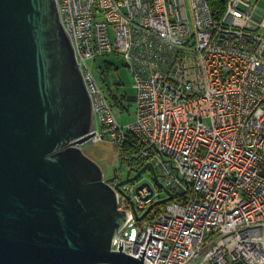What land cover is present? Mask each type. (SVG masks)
<instances>
[{"label": "built area", "instance_id": "2783aa9c", "mask_svg": "<svg viewBox=\"0 0 264 264\" xmlns=\"http://www.w3.org/2000/svg\"><path fill=\"white\" fill-rule=\"evenodd\" d=\"M55 2L90 102L87 142L114 145L128 177L142 170L117 189L102 178L126 214L110 250L122 241L137 258L151 230L161 240L143 264H264V9L226 0L213 18L207 0ZM109 55L132 81L126 126L88 66Z\"/></svg>", "mask_w": 264, "mask_h": 264}, {"label": "water", "instance_id": "95a60500", "mask_svg": "<svg viewBox=\"0 0 264 264\" xmlns=\"http://www.w3.org/2000/svg\"><path fill=\"white\" fill-rule=\"evenodd\" d=\"M90 124L55 0H0V264H143L151 230L137 258L110 250L126 214L80 150Z\"/></svg>", "mask_w": 264, "mask_h": 264}, {"label": "rangeland", "instance_id": "374dc122", "mask_svg": "<svg viewBox=\"0 0 264 264\" xmlns=\"http://www.w3.org/2000/svg\"><path fill=\"white\" fill-rule=\"evenodd\" d=\"M250 2H256L259 8L264 9V0H250ZM88 66L95 82L108 99L116 122L121 126L132 123L134 106L127 98L134 95V90L123 60L109 55L90 62ZM93 126L97 128L95 119H93ZM80 150L99 167L104 180L122 181L125 179L127 167L123 161L121 162V154L114 145L107 141L97 144L87 142L81 146ZM132 175L133 173L130 172V176ZM147 176V172H144L135 183L148 181Z\"/></svg>", "mask_w": 264, "mask_h": 264}, {"label": "trees", "instance_id": "16d2710c", "mask_svg": "<svg viewBox=\"0 0 264 264\" xmlns=\"http://www.w3.org/2000/svg\"><path fill=\"white\" fill-rule=\"evenodd\" d=\"M210 13L213 18H219L223 13L226 0H207Z\"/></svg>", "mask_w": 264, "mask_h": 264}]
</instances>
